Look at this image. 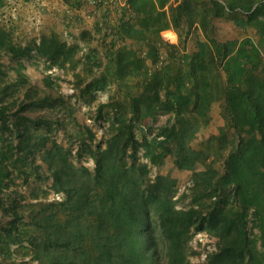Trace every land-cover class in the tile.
<instances>
[{
    "label": "trees",
    "instance_id": "1",
    "mask_svg": "<svg viewBox=\"0 0 264 264\" xmlns=\"http://www.w3.org/2000/svg\"><path fill=\"white\" fill-rule=\"evenodd\" d=\"M60 2L67 12L89 6L99 13L101 49L84 31V47L56 33L18 45L0 27V52L15 63L11 80L0 65V264H192L197 234L215 240L203 264H231L236 249L241 264H264V0ZM215 20L240 31L230 53ZM166 27L175 43L162 39ZM27 58L48 70L68 67L75 97L87 106L106 95L93 116L103 124L104 146L75 124L73 108L64 132L78 146L74 153L50 136L56 121L23 115L63 104L30 84ZM43 84L55 85L50 77ZM145 91L169 114L150 136L141 124ZM83 154L92 171L71 160ZM140 159L156 169L154 178ZM169 165L190 173L178 196ZM31 179H50L59 200L22 203L18 187ZM41 197L47 193H30Z\"/></svg>",
    "mask_w": 264,
    "mask_h": 264
},
{
    "label": "rangeland",
    "instance_id": "2",
    "mask_svg": "<svg viewBox=\"0 0 264 264\" xmlns=\"http://www.w3.org/2000/svg\"><path fill=\"white\" fill-rule=\"evenodd\" d=\"M90 9L88 6L83 11L67 12L60 0H0V27L8 30L11 33L12 41L18 45H29L33 41L43 35L50 33H56L67 44L78 43L81 47H84V43L79 40V35L82 31L87 35L84 37L89 45L94 48L101 49L102 34L96 32L93 19H86L85 14ZM109 16L114 15V9L108 6ZM95 14L94 17H97ZM214 24L220 32L221 39L224 42L227 51L230 53L234 50L237 41L240 39L239 29L233 27L231 24L223 20H215ZM161 37L168 43L176 42V35L170 27H166L161 32ZM26 66L25 73L28 76V80L32 86L40 89H45L47 93L53 97H59L63 101V104H59L54 108H28L23 112V115L30 119L45 118L51 122H57V125L53 124V130L50 136L56 140L63 147H71L74 151L77 149V144L70 146L65 135V123L68 121V109L73 108V119L78 127L87 126L95 135L94 142L104 146V140L106 135L103 124L98 126L94 120V107L97 101H105L106 95L103 93L96 94V101L87 106L75 97L76 92L73 90L74 78L71 75V71L68 67L65 69L51 68L47 69L43 60L36 58H27L23 60ZM0 65L2 69L8 72V78L12 79L11 67L15 65L9 55L0 52ZM45 77H50L51 81L55 84L52 89L45 88L43 80ZM147 97V104L142 110L141 124L147 135L155 133L157 127L166 123L169 118V114L165 110V104L161 99L154 100L153 95L149 91H145ZM20 99L22 96H19ZM11 101V100H10ZM66 107V108H65ZM16 106L10 107V112H14ZM220 113V103L216 102L211 106L210 115L213 119H218ZM4 136L0 135V142L3 141ZM76 166H86L90 171L93 170V162L83 154L81 158L72 157L71 159ZM37 164L41 165L42 175H46V166L39 160ZM142 170L147 174L149 178H154L156 175V169L149 164L146 167L143 166L146 161L139 160ZM167 173L177 180L178 194H181L189 186L190 173L187 171H180L174 166L169 165ZM46 178V177H45ZM51 180L45 179L42 182L29 180L28 183L22 184L18 187L21 197H24L22 203H34L47 202L51 200H59V196L53 194L50 189ZM46 192V198H39L38 200H32L30 193ZM176 196V197H177ZM188 200H183L178 203V208L186 206ZM215 240L208 237L205 234L194 235L191 239L189 246L193 251L198 254L190 257L192 264H203L205 259V253L214 249ZM233 258L231 264H241L243 262V256L241 250L230 251ZM18 261V258H17Z\"/></svg>",
    "mask_w": 264,
    "mask_h": 264
},
{
    "label": "built area",
    "instance_id": "3",
    "mask_svg": "<svg viewBox=\"0 0 264 264\" xmlns=\"http://www.w3.org/2000/svg\"><path fill=\"white\" fill-rule=\"evenodd\" d=\"M110 2L112 3H117L118 0H110ZM96 14V12L94 10H88L85 14V18L86 19H93L94 18V15Z\"/></svg>",
    "mask_w": 264,
    "mask_h": 264
},
{
    "label": "crops",
    "instance_id": "4",
    "mask_svg": "<svg viewBox=\"0 0 264 264\" xmlns=\"http://www.w3.org/2000/svg\"><path fill=\"white\" fill-rule=\"evenodd\" d=\"M89 10H93V7H90V9Z\"/></svg>",
    "mask_w": 264,
    "mask_h": 264
}]
</instances>
